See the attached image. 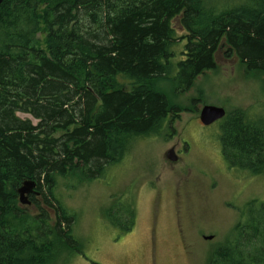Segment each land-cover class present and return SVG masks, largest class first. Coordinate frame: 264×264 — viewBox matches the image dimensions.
Wrapping results in <instances>:
<instances>
[{
    "label": "trees",
    "instance_id": "16d2710c",
    "mask_svg": "<svg viewBox=\"0 0 264 264\" xmlns=\"http://www.w3.org/2000/svg\"><path fill=\"white\" fill-rule=\"evenodd\" d=\"M177 18L185 31L179 39ZM180 41L183 60L174 66ZM221 43L248 72L264 74V0L214 15L205 13L203 0H4L0 264H58L65 254H80L75 215L53 196L57 178L95 180L130 139L160 135L181 112L160 84L187 92L215 70ZM220 127L225 161L264 173V117L235 110ZM29 180L43 200L36 215L19 205L17 190ZM255 203L209 264H264V203Z\"/></svg>",
    "mask_w": 264,
    "mask_h": 264
},
{
    "label": "rangeland",
    "instance_id": "374dc122",
    "mask_svg": "<svg viewBox=\"0 0 264 264\" xmlns=\"http://www.w3.org/2000/svg\"><path fill=\"white\" fill-rule=\"evenodd\" d=\"M247 1L203 3L205 13L214 15ZM178 20L172 27L179 39L185 31ZM184 44L173 46L174 66L183 60ZM220 47L215 70L197 77L187 92L176 95L168 82L160 84L181 108L160 135L130 139L119 160L95 180L57 178L53 196L75 215L73 235L81 244L80 254H65L58 264H209L215 249L232 237L246 205L264 203V173L231 167L221 151L222 121L199 122L205 106L264 117V74L248 72L223 43ZM17 116L38 123L30 115ZM172 147L179 151L176 163L165 158ZM36 199L20 206L36 215L43 207L42 198Z\"/></svg>",
    "mask_w": 264,
    "mask_h": 264
},
{
    "label": "water",
    "instance_id": "95a60500",
    "mask_svg": "<svg viewBox=\"0 0 264 264\" xmlns=\"http://www.w3.org/2000/svg\"><path fill=\"white\" fill-rule=\"evenodd\" d=\"M4 0H0V5ZM226 111L222 108L214 107V106H205L200 112L199 120L202 125L210 126L218 121H221L225 118ZM165 158L170 163H176L178 161V157L176 156L173 149L169 150ZM19 205L21 206H29L31 204L29 197L39 196V192L37 191V184L35 181H24L20 188L17 190ZM205 240L210 241L212 237H204Z\"/></svg>",
    "mask_w": 264,
    "mask_h": 264
},
{
    "label": "flooded vegetation",
    "instance_id": "af4514ba",
    "mask_svg": "<svg viewBox=\"0 0 264 264\" xmlns=\"http://www.w3.org/2000/svg\"><path fill=\"white\" fill-rule=\"evenodd\" d=\"M178 21H179V20H178ZM199 116H200V115H199ZM199 122H200V120H199ZM200 124H201V122H200ZM201 125H202V124H201ZM172 149L174 150L175 154H176L177 152H179V151L176 152L175 147H172ZM178 154H179V153H178ZM180 160H181V159L178 158V161H180ZM30 197H31V196H30ZM30 197H29V199H30Z\"/></svg>",
    "mask_w": 264,
    "mask_h": 264
}]
</instances>
